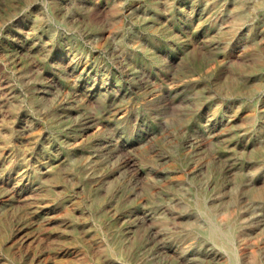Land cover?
Returning <instances> with one entry per match:
<instances>
[{"label":"rangeland","instance_id":"1","mask_svg":"<svg viewBox=\"0 0 264 264\" xmlns=\"http://www.w3.org/2000/svg\"><path fill=\"white\" fill-rule=\"evenodd\" d=\"M235 260L264 263V0H0V264Z\"/></svg>","mask_w":264,"mask_h":264},{"label":"bare ground","instance_id":"2","mask_svg":"<svg viewBox=\"0 0 264 264\" xmlns=\"http://www.w3.org/2000/svg\"><path fill=\"white\" fill-rule=\"evenodd\" d=\"M53 170H54V166H50L48 168L45 167L44 170L43 169L40 170L39 175H43V174H46V173H51ZM209 233L213 234V235H216L218 237L219 241L221 242V244H223V245H228L231 242V236L228 235L226 232H224L223 228L218 226V225H214V226H212L210 228V230L206 231L207 235H209ZM233 264H239V261L235 260V262ZM262 264H264V263H262Z\"/></svg>","mask_w":264,"mask_h":264}]
</instances>
